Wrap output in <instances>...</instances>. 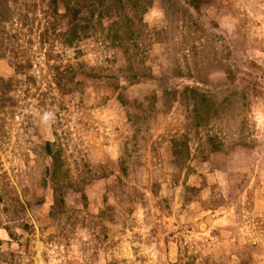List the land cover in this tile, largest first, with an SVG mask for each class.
<instances>
[{
	"label": "rangeland",
	"instance_id": "1",
	"mask_svg": "<svg viewBox=\"0 0 264 264\" xmlns=\"http://www.w3.org/2000/svg\"><path fill=\"white\" fill-rule=\"evenodd\" d=\"M0 264H264V0H0Z\"/></svg>",
	"mask_w": 264,
	"mask_h": 264
},
{
	"label": "clouds",
	"instance_id": "2",
	"mask_svg": "<svg viewBox=\"0 0 264 264\" xmlns=\"http://www.w3.org/2000/svg\"><path fill=\"white\" fill-rule=\"evenodd\" d=\"M48 117H47V114L45 115V119H47Z\"/></svg>",
	"mask_w": 264,
	"mask_h": 264
}]
</instances>
